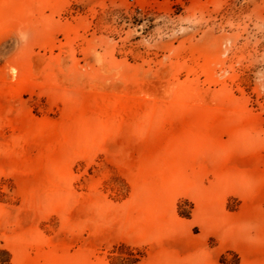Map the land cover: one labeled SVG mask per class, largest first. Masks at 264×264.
I'll return each instance as SVG.
<instances>
[{
    "label": "rangeland",
    "instance_id": "rangeland-1",
    "mask_svg": "<svg viewBox=\"0 0 264 264\" xmlns=\"http://www.w3.org/2000/svg\"><path fill=\"white\" fill-rule=\"evenodd\" d=\"M0 264H264V0H0Z\"/></svg>",
    "mask_w": 264,
    "mask_h": 264
}]
</instances>
